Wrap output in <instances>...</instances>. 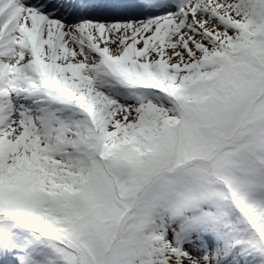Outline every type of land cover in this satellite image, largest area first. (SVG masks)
I'll return each instance as SVG.
<instances>
[{"label": "snow or ice", "instance_id": "snow-or-ice-1", "mask_svg": "<svg viewBox=\"0 0 264 264\" xmlns=\"http://www.w3.org/2000/svg\"><path fill=\"white\" fill-rule=\"evenodd\" d=\"M0 264H264V0H0Z\"/></svg>", "mask_w": 264, "mask_h": 264}]
</instances>
